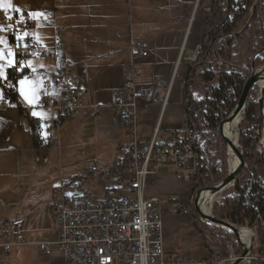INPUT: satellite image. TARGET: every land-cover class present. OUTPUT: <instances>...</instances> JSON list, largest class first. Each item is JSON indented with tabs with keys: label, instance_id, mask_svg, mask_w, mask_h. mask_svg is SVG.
Wrapping results in <instances>:
<instances>
[{
	"label": "built area",
	"instance_id": "1",
	"mask_svg": "<svg viewBox=\"0 0 264 264\" xmlns=\"http://www.w3.org/2000/svg\"><path fill=\"white\" fill-rule=\"evenodd\" d=\"M22 14L25 22L16 23L19 14L8 11V15L14 16L9 21L5 12L0 10V25L5 29L1 32L6 43L4 47L0 46V50L5 53L12 50L16 53V59L24 63L29 58L55 59V54L41 49L30 35L23 40L18 38L33 28L28 13ZM8 24L13 27L8 29ZM130 48L133 57L147 56L140 42L131 43ZM260 56H264V48L253 55V60L261 59ZM177 68L178 61L173 67L162 98V107L168 103L172 84L180 78L178 74L175 76ZM6 72L8 80L0 79L3 94L0 111H16L20 118L18 127L27 126L39 146L58 144L63 127L76 121L85 110H92L99 117L108 113L112 124L120 127L123 132V140L117 146L120 154L117 162L123 168L118 173L120 180L116 187L102 195H96L89 191L74 190L63 179L59 181L54 201L57 238L53 245L62 255L64 264H203L192 262L180 254L169 256L164 248L166 217L193 213L192 203L185 208L175 195L147 194L150 178L165 175H171L179 183L196 184V188L203 186L200 183L206 176L208 163L201 152L210 139L208 136L202 138L198 130L189 124L191 106L186 97L182 104L184 125L172 132L169 144L163 140L158 141L160 121L150 138H142L137 133L139 104H153L159 93L155 88L140 91L136 89V79L142 73L139 68L131 67L126 71L123 90L110 103L94 105L88 100L87 89L74 84L71 70L69 66H65L55 75L53 82L44 79V94L40 96L36 107L38 110L53 112L50 125L52 135L48 136L42 134L40 125L31 116L30 106L18 97L17 80L27 74L25 67L20 71L9 68ZM180 88L185 91V83ZM88 171L96 173L98 169L91 166ZM103 176L108 177V172ZM249 190L248 187L247 192ZM3 231L7 239H10L13 225L5 224ZM49 246L43 244L41 250L47 252ZM2 249L8 253L11 244H2Z\"/></svg>",
	"mask_w": 264,
	"mask_h": 264
},
{
	"label": "crops",
	"instance_id": "2",
	"mask_svg": "<svg viewBox=\"0 0 264 264\" xmlns=\"http://www.w3.org/2000/svg\"><path fill=\"white\" fill-rule=\"evenodd\" d=\"M24 1L30 0H13V4L25 7ZM136 1L134 0L133 3L135 4ZM151 1L162 3V7L157 8L161 10V14L155 19L156 21H151L146 16V11L138 19H134L131 0H31L33 12L38 11L43 15L39 19L31 18L34 26L29 35L41 49L56 55L53 60H43L52 61L48 65L32 66L36 69L35 73L25 66L26 75L40 89L39 97L44 94L42 86L44 79L53 82L55 75L65 66H69L74 84L76 75L78 73L83 75L88 86L75 85L87 89L88 100L91 104H108L122 92L126 71L131 67H137L142 73L136 79V89L140 91L155 88L159 93L158 99L151 104L159 105L157 116L154 115V112L148 111L147 107L151 105L139 104L138 135L142 138H150L158 121H160V135L163 132L164 116L170 104L182 109L180 118L183 119L182 104L185 100V91L180 86L185 83V80L181 81V73L180 78L175 80L174 85L172 84L168 103L164 107H162V98L169 84L173 67L179 59L184 39L187 36V29L190 28L191 32L196 28L202 29L200 51L208 26L206 27V23L203 24L196 20L197 9L192 6L194 0ZM138 5L140 7V4ZM143 8L146 9L145 6ZM189 12L191 13L187 17ZM260 36L261 44L262 35L260 34ZM37 40L40 41V44ZM79 41L84 43L87 55L96 58L95 63H98L97 73H99L97 77L89 78V71L85 66L77 62L76 65L73 61L63 59L64 54L61 52V48L71 49L73 44ZM135 42H140L145 48L147 52L145 58L132 56L130 46ZM5 44L0 31V46L4 47ZM91 86L95 88L93 95L90 92ZM103 95L104 98L99 99ZM18 97L24 102L19 95ZM154 110L156 111V109ZM79 118L80 120H92L95 126H100V129L106 134L110 132L108 128L113 127L117 128L120 133L122 132L120 127L112 124L108 113L99 117L92 110H85L79 114L77 119ZM34 119L36 124L40 125L43 135H52L50 125L53 113L48 118ZM181 124L184 125V121ZM181 127L182 125L179 128L168 127L165 132H169L171 135ZM28 131L31 136L29 128ZM8 140L9 138H4L0 133V264H64L62 255L53 245L57 238V229L54 223V201L57 197L58 187L50 185L49 177L34 178L39 172L49 168L53 159L54 152L52 153V151L55 148L41 149L42 147L33 141V138V150L17 147L18 139L15 140V145L8 147ZM8 149H17L16 154L20 159L18 178L14 170L10 171L12 177L8 179L2 177L4 173L8 172L7 170L15 167V164L10 166L7 163L11 154L15 153ZM23 170L31 171V177L22 180ZM79 187H82L81 182H76L73 189L82 191V189H78ZM5 224L13 225V234L10 239H7L3 233ZM6 242L11 244L8 253L2 249V244ZM43 244L50 245L49 251L41 250ZM13 251L15 254H12ZM186 257L190 259L187 255ZM194 259L199 260L197 257Z\"/></svg>",
	"mask_w": 264,
	"mask_h": 264
},
{
	"label": "rangeland",
	"instance_id": "3",
	"mask_svg": "<svg viewBox=\"0 0 264 264\" xmlns=\"http://www.w3.org/2000/svg\"><path fill=\"white\" fill-rule=\"evenodd\" d=\"M196 1V2H195ZM258 0H233V9L239 10V17L236 21L234 27L241 29L242 25L247 21V26L245 27L241 34L232 42V55L236 60H239L243 63L242 69L245 72H241V75L247 79L248 75L251 73L250 69L245 64L247 60L250 59L252 52H256L259 48V44L261 42L260 33L256 32L258 27L264 28V20L262 19V12L261 9H257L255 15L251 18L248 17V12L251 8L257 5ZM134 0H131L132 3V11L134 19H138L140 15L146 11V16L149 17L151 21H156L155 19L159 17L161 14V10L157 9L158 7H162V3L152 2L151 0H137L136 3H133ZM26 4L25 7H20L23 11L26 12H33L31 0L24 1ZM137 4H140L137 6ZM23 5V4H21ZM28 5V6H27ZM145 6L146 9L143 7ZM192 6L196 7L195 18L196 20L202 22L203 24L206 23V27L208 26V19L211 15L212 11V1L211 0H194L192 2ZM262 6L264 7V0L262 1ZM191 12H189L188 16ZM241 19V21H239ZM249 19V21H248ZM192 21V20H191ZM34 26V24H33ZM190 30L187 29V31ZM196 30L202 29L196 28ZM195 30V31H196ZM202 39V38H201ZM200 39V41H201ZM189 41V40H188ZM40 44V41L37 40ZM64 43V42H63ZM66 44V43H64ZM201 44V42H200ZM73 48L67 49L66 47L61 48V52L64 54L63 59H68L73 61L76 64L79 63L80 65L85 66L89 73L88 77L98 76V63H95L96 58L90 57L87 55V51L84 47V43L81 41L75 42L72 46ZM184 46H182L183 49ZM258 47V48H257ZM181 49V52H182ZM199 51V49H198ZM180 52V54H181ZM253 55V54H252ZM183 58L181 61H178V68L177 72L180 75L181 73V81L185 80L187 73L191 66L193 65L194 61L186 60ZM198 57V55H197ZM196 57V58H197ZM261 60L264 61V56L261 57ZM27 61H32V66H41V65H48L52 61H43L38 59H27ZM253 61V59H252ZM77 65V64H76ZM262 68V67H260ZM258 68V69H260ZM255 69V70H258ZM182 70V72H181ZM200 72H198V75ZM32 81L31 79H29ZM177 80V79H176ZM170 81V80H169ZM76 85L88 86L84 79L83 75L77 74L75 79ZM27 89H33L38 94L40 89L35 82L29 83L26 85ZM90 88V87H89ZM19 85L17 83V92L19 94ZM95 91V88L91 86L90 92L91 94ZM259 91V92H258ZM204 87L194 83L190 88V94L192 98L198 100L203 96ZM93 95V94H92ZM260 96V89L255 87L251 90L249 95V105L254 104L255 101L258 100ZM20 98L24 101V99L20 96ZM104 98V95L101 96L99 99ZM93 99V98H92ZM95 99V98H94ZM175 99L173 98V101ZM27 105H29L26 101H24ZM34 103H36L34 101ZM263 103H264V94H263ZM216 110H217V120L220 122L226 118L230 112L226 103L222 99L215 101ZM248 105V106H249ZM255 105V113L258 111L257 103ZM158 106L151 105L148 106V111L154 112V115L157 116L158 114ZM156 109V111L154 110ZM37 112L42 113L43 115L40 118L51 117L52 111H45V110H38L35 109ZM181 108L170 104L163 120L162 124V133L159 135L158 141H165L166 143H170L171 135L169 132H165L168 127H177L179 128L181 122L184 120L180 118ZM263 122H256L254 119V114L250 116L249 119L244 121V116L242 121L239 123L238 127V136L236 138L240 141L241 136H245L249 141L250 149L243 151V157L245 159V164L247 168H243L246 170L247 173L242 178H239L238 184L240 187H245L249 182L252 180L251 170L254 169V173H256L259 178L264 182V162L261 160L259 151L263 150V146L261 145V138L263 136L264 131V117ZM20 121L19 115L17 112H0V133L6 139L9 138V146L11 147L15 145V140L18 139L19 144L17 147H21L22 149L26 150H33V141L31 136L29 135V131L27 127L20 128L18 127V122ZM218 124V125H219ZM109 134L103 132L100 129V126H95L92 120H80L77 119L74 122L67 124L62 129L61 138L58 144H53L49 146H40L41 149L47 150V148H55L53 153V159L50 163L49 168L45 169L42 172H39L34 178L38 177H49L50 178V185L53 187H58L60 179L65 180L67 183H70L71 188L73 189L74 184L71 182H81L82 191L88 190L91 193L102 195L106 189L112 188L117 186L118 181L120 180L119 174H113L108 177H104L102 175L108 172L109 167L117 162L120 158V154L117 152L118 142L123 140L122 132L120 133L117 128H108ZM206 131V130H205ZM119 132V133H118ZM121 136V139L119 138ZM222 144V143H221ZM240 145V144H239ZM15 147V146H14ZM9 151H13L15 153L11 154V157L8 159V164L11 166L15 164L13 169L7 170L8 172L2 175L4 179H8L11 176L10 171L16 173L17 175L18 168H19V156L16 154L17 149H8ZM53 150V149H52ZM51 153V154H52ZM211 159V166H212V180L207 183L205 178L200 183V185H204L205 188L207 186L217 185L216 180L219 178H225L227 176L228 168V157L226 153L225 145H219V148L212 153ZM16 159H15V158ZM10 160V162H9ZM96 166L98 171L96 173H91L88 171L89 167ZM208 171L206 170V176H209V166ZM31 171L23 170L22 177L29 178L31 177ZM205 176V177H206ZM238 178V177H237ZM76 179V180H75ZM215 182V183H214ZM235 185V184H234ZM201 187L196 188V184L193 183H179L172 177L171 175H165L160 177H153L150 178L148 184V195H175L180 199V202L183 207L188 208L190 203H192L191 199L194 194L202 189ZM234 191V186L228 188L220 198L214 202L213 204L220 203L221 201L227 200L232 192ZM205 200V199H204ZM204 200L202 201L201 205L203 204ZM207 201V199H206ZM200 205V206H201ZM201 209V208H200ZM201 222L199 217L194 215L193 213H188L187 215L178 216V217H166L164 221V248L167 255H184L188 256L190 260L192 259L193 262L200 261L204 264H230L232 258H234V254L229 247L230 254L227 256V237H223L222 231L214 232V236L217 239L221 240V245L219 243L216 246L214 243L212 245H207L205 239H203L202 235L200 234V230L197 227V223ZM210 226V225H208ZM211 227V226H210ZM218 229L217 227H213ZM224 233L227 234L226 231ZM244 244V243H243ZM15 249V248H14ZM213 249V252L211 251ZM226 249V250H225ZM234 251V249H233ZM217 254L214 257V254ZM12 254H15L13 251ZM195 256V257H194ZM199 258V260L193 258ZM245 262H243L244 264Z\"/></svg>",
	"mask_w": 264,
	"mask_h": 264
},
{
	"label": "trees",
	"instance_id": "4",
	"mask_svg": "<svg viewBox=\"0 0 264 264\" xmlns=\"http://www.w3.org/2000/svg\"><path fill=\"white\" fill-rule=\"evenodd\" d=\"M211 1L212 11L208 19V31L205 41L185 78V97L189 100L191 106L189 124L198 130L202 138L208 136L210 139L205 143L201 152L209 166V176L205 177L207 183L212 180L213 175L211 173V155L219 148V145H224L218 133L219 120H217L215 101L223 98L230 111L237 105L245 83V78L241 75V72H245V70L241 68L243 63L236 60L232 55V42L246 29L245 27L248 23L246 21L241 29L234 27L239 17L240 9L237 11L233 9V0ZM262 1H257L256 9L251 8L248 12L249 18L254 16L257 9L260 8L261 17L264 20ZM256 32L262 35V43L256 52H252L253 55L264 48V28L258 27ZM252 54V57L245 62L246 66L248 68L253 66L254 69L263 67L264 61L259 58L252 61ZM198 72H200L199 75ZM194 83L204 87L203 96L198 100L192 98L190 94V88ZM254 104L247 106L244 121L254 114L256 122H263L259 106L257 113H255ZM248 141L245 136H241L239 144L244 150L250 149ZM122 168L118 162L113 163L108 169L109 176L118 174ZM254 172V169H252L251 173H249L254 175V180H251L245 187H240V184H238L239 178H242L247 173L246 170H242L236 179L232 194L227 197V200L214 204L212 212L213 216L218 220L229 222L236 227L253 229L255 234L251 252L253 259L248 264H264V182ZM224 179L219 178L215 182L219 184ZM71 184H75V181L71 182ZM248 187L250 190L247 192ZM197 227L207 245H212L213 243L216 246L219 243L221 245V240L215 238L213 233L220 232L222 229H216L201 222L197 223ZM222 235L227 237V256L230 254L229 247H232L231 250L235 255L234 257L240 256L242 248L236 243V237L229 233L226 234L224 231H222ZM211 251L213 252V249ZM216 255L215 253L213 256L216 257Z\"/></svg>",
	"mask_w": 264,
	"mask_h": 264
},
{
	"label": "water",
	"instance_id": "5",
	"mask_svg": "<svg viewBox=\"0 0 264 264\" xmlns=\"http://www.w3.org/2000/svg\"><path fill=\"white\" fill-rule=\"evenodd\" d=\"M262 77H264V66L258 70H255L252 66L251 73L248 75L247 79L245 80L244 86L242 88L239 99L237 101V105L230 112V114L220 122V124L218 126V133H219L220 138L223 141L226 149L230 148L232 150V152L238 158L237 166L231 172L227 173V176L225 177V179L221 183H219L217 185H213V186H207L205 188L198 190L194 194L192 204H191L193 213L200 218V220L203 224L210 225L212 227H217V228L222 229V230L226 231L227 233L232 234L236 237V243H238L241 246L242 252H241L240 256L235 257L233 259V261H231L230 264H242L245 259H246V263H244V264L250 263V261H251L250 256H251L254 237H255L253 229H249V230H251L253 238H252L251 243L246 248V246L240 240V232L243 228L236 227V226H233L229 222L216 219L213 216L212 210H211V216H205L199 210L197 203H198V200L200 198L201 193H203L204 191H209L210 193H216L218 191L225 190L226 188L228 189L230 187H233L239 173L243 170V168H247V166L245 164V159L243 157L242 147L239 145V140L237 139L236 143H234L231 140L226 139L224 134H223V126L228 121L232 122L237 116H240L241 117L240 122L242 121L243 116H244L245 111H246V108L249 105L250 92L253 88L257 87L258 82L261 80ZM263 94H264V86L260 89V96H259L258 100L254 102V103L258 104L262 117H264ZM236 132H237V136H238V127L236 128ZM263 151H264V149H263ZM259 153H260L261 160L264 162V156L261 154V152H259ZM253 180H254V175L252 174V181Z\"/></svg>",
	"mask_w": 264,
	"mask_h": 264
},
{
	"label": "bare ground",
	"instance_id": "6",
	"mask_svg": "<svg viewBox=\"0 0 264 264\" xmlns=\"http://www.w3.org/2000/svg\"><path fill=\"white\" fill-rule=\"evenodd\" d=\"M188 32H187L186 38L184 39V43H183L184 47L182 49V52H181V54L179 56L178 61L182 60L183 55L185 56L184 58H186V60L194 61L196 59L197 55H198L200 39L203 36V31L200 32V30H196V31L191 32V29H190V30H188ZM177 74H178V72L175 74V76H177ZM263 86H264V77H262L261 80L258 82L257 87L259 89H261ZM240 120H241V117L237 116L232 122L228 121L223 126V134H224L225 138L228 139V140H231L234 143H236V141H237L236 128L239 125ZM261 139H262L261 140V145L264 148V131H263V136H262ZM259 152H261V154L264 156V151L263 150L262 151L260 150ZM226 153H227V157H228V168H229L228 172H231L237 166L238 158L232 152V150L230 148L226 149ZM226 190H227V188L225 190H221V191H218L216 193H210L209 191H204L203 193H201L200 198H199L198 203H197V206H198L199 210L205 216H211V210H212L211 208L214 205L213 203L216 202ZM206 199H207V201H206ZM203 200H204V202L201 205ZM252 238H253V235L251 233V230H249L247 228H243L241 230V232H240V240H241L242 243H244L246 248L251 243ZM243 262H246V259Z\"/></svg>",
	"mask_w": 264,
	"mask_h": 264
},
{
	"label": "snow or ice",
	"instance_id": "7",
	"mask_svg": "<svg viewBox=\"0 0 264 264\" xmlns=\"http://www.w3.org/2000/svg\"><path fill=\"white\" fill-rule=\"evenodd\" d=\"M7 8V11H6ZM0 10H3L6 15V19L11 21L14 19L13 15H8V11H11L15 14H19V19L16 21V23H22L25 22V17L22 14L23 10L18 7L14 6L13 0H0ZM43 13L41 12H29L28 16L32 19H39ZM13 27L12 24H8L7 28L11 29ZM4 26L0 25V31H3ZM29 35L28 32H24L23 35L19 36L18 38L23 40ZM25 48H27V45H25ZM0 79L8 80V74L6 72V69H13L14 71H20L21 68H24L25 66L27 68H30L33 73L36 72V69L32 67V61H27L26 65L23 61H18L16 59V53L12 50H9L7 53H5L3 50H0ZM17 83L19 85V94L20 96L26 101L31 109V116L33 118H40L43 114L40 112H37L35 109L38 106V102L40 100L39 95L36 93L33 89H27L26 85L29 83H32V81L29 80V76L25 75L22 78L17 80ZM2 93H0V98H2ZM34 101L36 103H34Z\"/></svg>",
	"mask_w": 264,
	"mask_h": 264
}]
</instances>
